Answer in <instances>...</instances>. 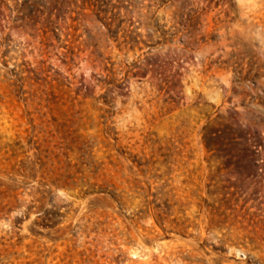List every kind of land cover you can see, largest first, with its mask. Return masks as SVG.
<instances>
[{"label":"rangeland","instance_id":"obj_1","mask_svg":"<svg viewBox=\"0 0 264 264\" xmlns=\"http://www.w3.org/2000/svg\"><path fill=\"white\" fill-rule=\"evenodd\" d=\"M0 264H264V0H0Z\"/></svg>","mask_w":264,"mask_h":264},{"label":"trees","instance_id":"obj_2","mask_svg":"<svg viewBox=\"0 0 264 264\" xmlns=\"http://www.w3.org/2000/svg\"><path fill=\"white\" fill-rule=\"evenodd\" d=\"M220 138H223V136H220Z\"/></svg>","mask_w":264,"mask_h":264}]
</instances>
